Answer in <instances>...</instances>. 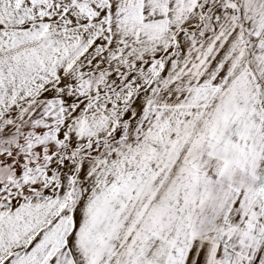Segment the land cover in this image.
Instances as JSON below:
<instances>
[{
    "label": "snow or ice",
    "instance_id": "1",
    "mask_svg": "<svg viewBox=\"0 0 264 264\" xmlns=\"http://www.w3.org/2000/svg\"><path fill=\"white\" fill-rule=\"evenodd\" d=\"M0 264H264V0H0Z\"/></svg>",
    "mask_w": 264,
    "mask_h": 264
}]
</instances>
